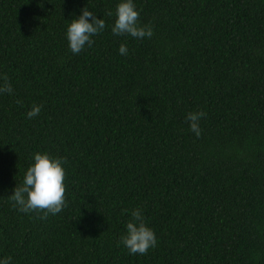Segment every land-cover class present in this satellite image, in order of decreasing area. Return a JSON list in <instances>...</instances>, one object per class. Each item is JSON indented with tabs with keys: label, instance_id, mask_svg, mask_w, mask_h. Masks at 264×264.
I'll return each mask as SVG.
<instances>
[{
	"label": "trees",
	"instance_id": "1",
	"mask_svg": "<svg viewBox=\"0 0 264 264\" xmlns=\"http://www.w3.org/2000/svg\"><path fill=\"white\" fill-rule=\"evenodd\" d=\"M118 2L0 0V257L264 264V0H133L139 40L111 33ZM83 7L105 28L73 55ZM37 152L64 161L65 206L45 219L8 197ZM136 208L156 237L144 255L119 243Z\"/></svg>",
	"mask_w": 264,
	"mask_h": 264
},
{
	"label": "clouds",
	"instance_id": "2",
	"mask_svg": "<svg viewBox=\"0 0 264 264\" xmlns=\"http://www.w3.org/2000/svg\"><path fill=\"white\" fill-rule=\"evenodd\" d=\"M111 26L114 36L128 35L134 39L150 38L152 30L150 26L139 24V12L135 8L133 0H119L115 6ZM105 22L97 18L86 8L80 9V14L75 16L66 25L65 40L67 49L73 55H78L85 46L91 47V37L102 32ZM120 55H127L125 44L118 47ZM12 88L6 76H0V94H11ZM40 113V105H33L27 112L26 118L32 119ZM203 112H189L185 119L188 122L189 131L197 138L200 136L199 121L204 117ZM62 158L52 157L47 153H33L32 163L27 167L19 185L15 184L11 195L8 197L18 212L29 213L32 211L43 212L41 219L49 214L56 215L65 206V172ZM127 211V210H125ZM122 244L130 255H144L150 248L156 245V237L151 228L147 227L139 208L130 212V219L125 223V232L120 237ZM0 264H11V257H0Z\"/></svg>",
	"mask_w": 264,
	"mask_h": 264
}]
</instances>
